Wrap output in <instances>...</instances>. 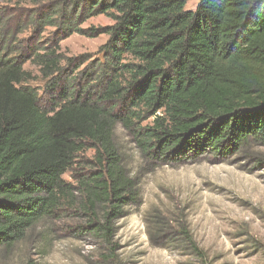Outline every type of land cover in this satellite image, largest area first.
<instances>
[{"label":"trees","instance_id":"obj_1","mask_svg":"<svg viewBox=\"0 0 264 264\" xmlns=\"http://www.w3.org/2000/svg\"><path fill=\"white\" fill-rule=\"evenodd\" d=\"M188 1L0 7V248L63 216H86L83 229L109 242L138 197L117 125L161 165L264 145V0H199L185 11ZM102 15L113 24L82 28ZM75 34L106 35L101 58L62 57L60 42ZM26 64L44 82L41 97Z\"/></svg>","mask_w":264,"mask_h":264},{"label":"rangeland","instance_id":"obj_2","mask_svg":"<svg viewBox=\"0 0 264 264\" xmlns=\"http://www.w3.org/2000/svg\"><path fill=\"white\" fill-rule=\"evenodd\" d=\"M198 1L189 0L184 10L194 11ZM14 5L28 8L24 0H0V7ZM112 24L102 15L82 28ZM106 41L104 34H75L60 42L59 53L100 59ZM24 68L37 76L31 85L41 97L37 69ZM45 101L40 105L47 110ZM114 141L138 197L114 221L109 242L83 229L86 216L43 220L12 248H0V264H264V145L250 141L226 156L161 165L146 159L120 125ZM63 179L73 182L69 173Z\"/></svg>","mask_w":264,"mask_h":264}]
</instances>
